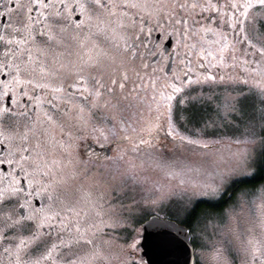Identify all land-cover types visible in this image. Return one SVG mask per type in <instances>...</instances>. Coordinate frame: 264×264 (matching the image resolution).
I'll use <instances>...</instances> for the list:
<instances>
[{
  "label": "snow or ice",
  "instance_id": "1",
  "mask_svg": "<svg viewBox=\"0 0 264 264\" xmlns=\"http://www.w3.org/2000/svg\"><path fill=\"white\" fill-rule=\"evenodd\" d=\"M173 253L264 264V0H0V264Z\"/></svg>",
  "mask_w": 264,
  "mask_h": 264
},
{
  "label": "water",
  "instance_id": "2",
  "mask_svg": "<svg viewBox=\"0 0 264 264\" xmlns=\"http://www.w3.org/2000/svg\"><path fill=\"white\" fill-rule=\"evenodd\" d=\"M153 259L158 262L163 261L164 264H174V262L178 259V256L174 253L169 255H156L153 257ZM179 259L182 261L183 257H179ZM189 264H191L190 261Z\"/></svg>",
  "mask_w": 264,
  "mask_h": 264
},
{
  "label": "trees",
  "instance_id": "3",
  "mask_svg": "<svg viewBox=\"0 0 264 264\" xmlns=\"http://www.w3.org/2000/svg\"><path fill=\"white\" fill-rule=\"evenodd\" d=\"M261 181H257V183H260Z\"/></svg>",
  "mask_w": 264,
  "mask_h": 264
},
{
  "label": "flooded vegetation",
  "instance_id": "4",
  "mask_svg": "<svg viewBox=\"0 0 264 264\" xmlns=\"http://www.w3.org/2000/svg\"><path fill=\"white\" fill-rule=\"evenodd\" d=\"M163 215V214H162Z\"/></svg>",
  "mask_w": 264,
  "mask_h": 264
}]
</instances>
